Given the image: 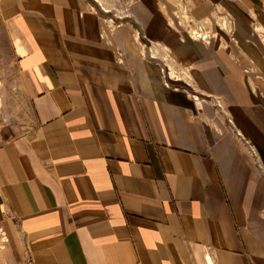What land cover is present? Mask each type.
I'll list each match as a JSON object with an SVG mask.
<instances>
[{"label":"crops","instance_id":"obj_1","mask_svg":"<svg viewBox=\"0 0 264 264\" xmlns=\"http://www.w3.org/2000/svg\"><path fill=\"white\" fill-rule=\"evenodd\" d=\"M111 3L0 0V264H264V0Z\"/></svg>","mask_w":264,"mask_h":264},{"label":"built area","instance_id":"obj_2","mask_svg":"<svg viewBox=\"0 0 264 264\" xmlns=\"http://www.w3.org/2000/svg\"><path fill=\"white\" fill-rule=\"evenodd\" d=\"M188 22L191 23V25L194 24L191 19ZM108 23H111L110 25H108V28L110 29V31H112L114 28H117V27L122 25V22L114 23V22H112V20H108ZM257 30H258L257 28L254 29V32H256ZM257 36L260 37L259 34ZM190 38L192 40H198V41H202L203 43L208 44L210 42L211 35H210V32L206 29V27L204 25L197 24L195 26V28L192 30V32L190 34ZM143 47H144V44H143L142 48ZM147 56H148V59H150V60H154V61L158 60L159 63H163V66H160V64H158V66H160L161 73L163 75L166 74V76L169 80H171V79L175 80V79H178L180 77V74H177L176 71L174 70V68H171L168 65H164V63H171L169 53L165 49H162V51H159L156 45L149 42V44L147 46ZM158 56H159V58H158ZM118 57L122 58L121 52L118 53ZM188 96L196 105L208 104L211 107H213L215 109V113L218 117L225 118V121H223L224 128L227 131L234 132V134H236L239 138L242 137L236 131L233 121L228 117V115L224 109L223 100L221 98L214 97V96H205V95L199 96L196 93H188ZM198 122H201L200 118H198ZM242 143L244 144V147H245L248 155L252 159V161L257 164V153H256V150L254 149V147L251 145L250 141L245 139V138H242ZM7 242H8V240H7L6 234H5L4 230L0 227V249H4L6 247ZM31 263H32V260L30 257H27L24 261V264H31Z\"/></svg>","mask_w":264,"mask_h":264},{"label":"rangeland","instance_id":"obj_3","mask_svg":"<svg viewBox=\"0 0 264 264\" xmlns=\"http://www.w3.org/2000/svg\"><path fill=\"white\" fill-rule=\"evenodd\" d=\"M106 1H108V4H110V5H113V3H111V2H114L115 0H106ZM129 1V0H128ZM175 3H176V5L178 6V11H179V17H180V22H182L183 23V25H184V27H186V26H188L187 28H188V30H189V32H188V36H189V38H190V34H191V32H192V30L195 28V26L197 25V24H201V25H204L205 27H206V29L210 32L211 31V29L210 28H212L211 27V25H210V23L208 22V21H203V22H199V23H194L193 25H191V23H189L188 21L191 19L190 17H188L189 16V14H188V12H187V8H186V6L185 5H183L182 4V1H187V0H173ZM185 3V2H184ZM116 5H118V4H116ZM218 12H220V13H218V14H215V21H216V27L217 28H223L226 32L227 31H231V28H232V18H231V16L230 15H228V13H224V12H222V10H221V8H218ZM192 20V19H191ZM116 22H122V21H116ZM115 22V23H116ZM110 23H108V25H109ZM214 26V25H213ZM258 29L257 31H256V33H258L259 35H260V37H258L262 42H263V44H264V29L261 27V25H257L256 24V22H254L253 24H252V29ZM211 33V32H210ZM191 39V38H190ZM192 40V39H191Z\"/></svg>","mask_w":264,"mask_h":264}]
</instances>
